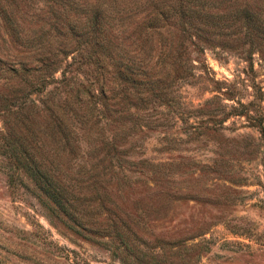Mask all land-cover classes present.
<instances>
[{
    "label": "rangeland",
    "instance_id": "obj_1",
    "mask_svg": "<svg viewBox=\"0 0 264 264\" xmlns=\"http://www.w3.org/2000/svg\"><path fill=\"white\" fill-rule=\"evenodd\" d=\"M222 3L249 4L264 14V0ZM61 30L48 0H0V73L10 76L12 67L30 68L65 50ZM188 55L193 59L186 78L166 75L159 83L168 90L164 103L124 113L125 120L116 110L119 102L113 103L109 127L124 129L126 144L135 143L128 156L156 166L153 180L129 171L126 186L114 191L111 184L108 195L140 215L129 221L143 242L142 264H264V41L250 49L246 43L205 46ZM4 76L0 89L10 94L19 75L7 81ZM118 81L108 86L114 102L122 89ZM136 85L129 84L130 93L144 87ZM30 116L40 130L44 114L31 109ZM134 118L142 129L130 128ZM50 207L0 154V264H123L113 238L71 234L69 222L53 216Z\"/></svg>",
    "mask_w": 264,
    "mask_h": 264
},
{
    "label": "trees",
    "instance_id": "obj_2",
    "mask_svg": "<svg viewBox=\"0 0 264 264\" xmlns=\"http://www.w3.org/2000/svg\"><path fill=\"white\" fill-rule=\"evenodd\" d=\"M222 2L48 0L67 47L51 52V59L35 60L40 61L30 68L24 63L10 68V76L19 75L18 88L10 94L0 89V154L12 160L51 204L53 216L69 222L70 233L113 238L123 264L144 260L143 242L129 221L140 215L108 195L110 186L114 191L126 186L127 173L134 170L149 173L151 180L156 163L128 156L135 143L126 144L124 129L109 127L113 103L119 102L116 110L125 120L147 104L152 108L164 103L168 90L159 83L166 75L171 80L188 76L190 50L242 43L250 49L264 41L260 8L245 3L227 7ZM163 65L168 69L160 70ZM10 76L2 78L7 81ZM116 79L122 89L114 102L108 86ZM127 83H141L144 89L130 93ZM30 92L37 97L26 98ZM31 109L44 114L40 130L35 116L27 117ZM142 124L134 118L130 128L142 129Z\"/></svg>",
    "mask_w": 264,
    "mask_h": 264
}]
</instances>
